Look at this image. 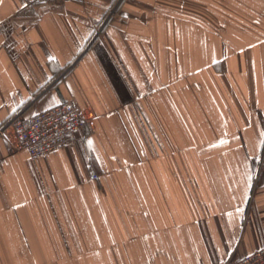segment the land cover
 <instances>
[{"label":"crops","instance_id":"crops-1","mask_svg":"<svg viewBox=\"0 0 264 264\" xmlns=\"http://www.w3.org/2000/svg\"><path fill=\"white\" fill-rule=\"evenodd\" d=\"M0 264H234L264 247V0H0ZM82 127L32 158L8 122Z\"/></svg>","mask_w":264,"mask_h":264},{"label":"built area","instance_id":"built-area-1","mask_svg":"<svg viewBox=\"0 0 264 264\" xmlns=\"http://www.w3.org/2000/svg\"><path fill=\"white\" fill-rule=\"evenodd\" d=\"M24 1L33 5L51 0ZM2 33L3 27L0 25V35ZM84 122V116L76 106L62 103L30 118L16 115L8 122L7 128L14 132L20 149L32 158H39L64 147L68 137L77 132ZM234 264H264V247Z\"/></svg>","mask_w":264,"mask_h":264},{"label":"trees","instance_id":"trees-1","mask_svg":"<svg viewBox=\"0 0 264 264\" xmlns=\"http://www.w3.org/2000/svg\"><path fill=\"white\" fill-rule=\"evenodd\" d=\"M60 104H62V103H60ZM59 105V104H58ZM33 117V116H32Z\"/></svg>","mask_w":264,"mask_h":264}]
</instances>
